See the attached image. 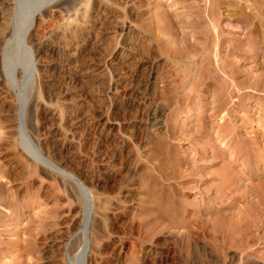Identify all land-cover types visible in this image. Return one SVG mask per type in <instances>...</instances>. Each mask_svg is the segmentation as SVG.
<instances>
[{
    "label": "rangeland",
    "instance_id": "374dc122",
    "mask_svg": "<svg viewBox=\"0 0 264 264\" xmlns=\"http://www.w3.org/2000/svg\"><path fill=\"white\" fill-rule=\"evenodd\" d=\"M43 1L0 47V264H264V0H105L99 49Z\"/></svg>",
    "mask_w": 264,
    "mask_h": 264
},
{
    "label": "bare ground",
    "instance_id": "6f19581e",
    "mask_svg": "<svg viewBox=\"0 0 264 264\" xmlns=\"http://www.w3.org/2000/svg\"><path fill=\"white\" fill-rule=\"evenodd\" d=\"M42 1V0H41ZM53 0H48L47 2H46V0H44L41 4H40V2H39V7L41 6V8L40 9H42L43 8V6L44 5H47L48 3H50V2H52ZM58 1V0H57ZM146 1V0H145ZM219 1V0H218ZM24 0H0V47H4V46H6L7 44H8V38L14 33V31H15V29L16 28H14V22L16 21V17L18 16V13H19V10L21 9L22 10V5H24ZM46 2V3H45ZM131 2H133V0H118V2H116V4H117V7H119V8H123L124 10H121V11H123L124 13L126 12V9H128L129 7H130V5H131ZM220 2V1H219ZM226 2V1H225ZM223 3V4H225L226 5V3ZM134 3V2H133ZM216 3V2H215ZM228 3V2H227ZM141 4V3H140ZM217 4V3H216ZM38 5V4H37ZM85 5H89V6H87L85 9L86 10H88V9H91L92 10V14H91V17L89 18V19H87V20H83V22H81V23H79V22H77L78 24L77 25H73V27L71 28L70 27V35H69V37L71 36V38H72V45H74V46H81V47H95V48H100L102 45H103V41H102V39L99 37V35H97V33L95 32V30H94V27H96V26H102L101 24H104L103 22L104 21H106V19H108L109 18V14L111 13V8L113 7V6H111V4L108 2H106L105 0H59L55 5H54V7L56 6V7H58L59 8V10H61V11H66V13L67 12H71V11H73V10H77V9H80L81 7H84ZM145 5V4H144ZM143 5V6H144ZM218 5V4H217ZM239 5V4H238ZM213 7H215V6H213ZM222 7H223V5H222ZM221 7V8H222ZM237 8H238V6H237ZM25 9V8H24ZM32 9V8H31ZM83 9V11H84V8H82ZM113 9H115V8H113ZM112 9V10H113ZM118 9V8H117ZM220 9V8H219ZM243 9V8H242ZM30 10V9H29ZM37 10H39V8H37ZM217 10V9H216ZM23 11V10H22ZM130 11V10H129ZM33 12V11H32ZM78 12V11H77ZM82 12V11H81ZM131 12H132V10H131ZM130 12V13H131ZM133 12H134V10H133ZM212 12V11H211ZM214 12V11H213ZM26 13V12H25ZM34 13V12H33ZM79 13V12H78ZM83 13V12H82ZM81 13V14H82ZM129 13V14H130ZM136 13V12H135ZM216 13V12H215ZM215 13L213 14V15H215ZM20 14H22L21 12H20ZM30 13H28L27 12V15H29ZM68 14V13H67ZM80 14V13H79ZM84 14V13H83ZM126 14V13H125ZM134 14V13H133ZM42 15L43 16H47V11H44L43 13H42ZM87 15V14H86ZM114 15V14H113ZM20 16V15H19ZM21 16H23V15H21ZM21 16H20V18H21ZM125 17V16H124ZM211 17V16H210ZM214 17V16H213ZM80 18V17H79ZM83 18V17H82ZM115 18H116V16H115ZM212 18V17H211ZM214 18H217V17H214ZM213 18V19H214ZM257 18H259V17H257ZM24 19V18H23ZM54 19V18H53ZM71 19H73V18H71ZM77 19V18H76ZM110 19V18H109ZM113 19V18H112ZM122 19V18H121ZM21 20V19H20ZM19 20V22L21 23L22 22V20L20 21ZM212 20V19H211ZM24 21V20H23ZM44 21V20H43ZM76 21V20H75ZM110 21V20H109ZM108 20H107V22H109ZM26 22V21H25ZM69 22H70V20H69ZM198 22V21H197ZM89 23H92V24H89ZM129 23V22H128ZM214 23V22H213ZM72 24V23H71ZM108 24V23H107ZM125 24H126V21H124V23H123V25H121V26H123V29H124V27H125ZM22 25H23V23H22ZM105 25V24H104ZM21 26V25H20ZM64 26V25H63ZM69 26V25H68ZM127 27H129V26H127ZM24 28V27H23ZM23 28H21V29H23ZM69 28V27H68ZM122 28V27H121ZM206 28V27H205ZM19 30H21L20 28H18ZM64 29H66V28H64ZM104 29V28H103ZM106 29H109V26H108V28H106ZM67 30V29H66ZM105 31V30H104ZM61 32V31H60ZM184 32V31H183ZM66 33H68V32H66ZM104 33V32H103ZM207 33V32H206ZM18 34V33H17ZM64 34V33H63ZM67 35V34H66ZM207 35V34H206ZM205 34H204V36H206ZM13 36H15V35H13ZM68 36V35H67ZM208 36V35H207ZM48 37V36H47ZM62 37V36H61ZM45 38V37H44ZM63 38V37H62ZM104 38V37H103ZM207 38H211V37H207ZM11 39V38H10ZM206 39V38H205ZM215 39V38H214ZM125 40V39H124ZM188 40V39H187ZM186 41V40H185ZM252 42H253V40H252ZM31 43L33 44V46H35V48H37V51H38V53H42V52H46V50H48V46L49 45H51V43H50V41H48V40H43L42 38H35V37H33V38H31ZM256 43V42H255ZM113 44V43H112ZM191 44H192V42H191ZM11 45V44H10ZM124 45L125 46H130V45H134V44H131V41H130V39L129 40H126L125 42H124ZM217 45V44H216ZM9 46V45H8ZM104 46V45H103ZM59 47V46H58ZM191 47V46H190ZM263 47H264V45H263ZM263 47H261V48H263ZM5 48V47H4ZM94 48V49H95ZM129 48V47H128ZM202 48V47H201ZM1 49V48H0ZM57 49V48H56ZM93 49V48H92ZM175 49V48H174ZM173 49V50H174ZM52 50V49H51ZM50 50V51H51ZM97 50V49H96ZM190 50V49H189ZM263 50V49H262ZM261 50V51H262ZM50 51L48 52V53H50ZM188 51V50H187ZM185 52V51H184ZM205 52V51H204ZM206 52H207V50H206ZM205 52V53H206ZM186 53V52H185ZM198 53V52H197ZM196 53V54H197ZM203 54V53H202ZM207 54V53H206ZM217 54V53H216ZM246 54H247V51H246ZM43 55V54H42ZM46 55V54H45ZM49 55V54H48ZM209 55V54H208ZM248 55V54H247ZM189 56V55H188ZM190 56H191V52H190ZM207 58V57H206ZM208 59V58H207ZM206 59V60H207ZM191 61V60H190ZM189 61V62H190ZM196 61V60H195ZM192 63H193V61H191ZM197 62V61H196ZM207 62H209L208 60H207ZM206 62V63H207ZM223 62V61H222ZM192 63H190V64H192ZM205 63V64H206ZM223 63H225V62H223ZM194 64V63H193ZM192 64V67H194V65ZM221 64V63H220ZM196 65H197V63H196ZM195 65V68L196 69H198L197 68V66ZM209 65V64H208ZM224 65V64H223ZM190 67H191V65H189ZM188 66V67H189ZM212 66V65H211ZM210 66V68H208L209 69V73H210V69L212 68ZM219 66H221V65H219ZM213 67H214V65H213ZM223 67V66H222ZM227 67V66H226ZM215 68V67H214ZM188 69V68H187ZM196 69H194L193 71H195V73H196ZM207 69V68H206ZM205 69V70H206ZM208 69H207V71H208ZM226 69V68H225ZM190 70V69H189ZM204 70V71H205ZM214 70V69H213ZM192 71V74L194 73ZM214 72H216V71H213V73ZM220 72V70L217 72V74ZM241 72V71H240ZM187 73V71L185 72V74ZM190 73H191V71H190ZM189 73V74H190ZM205 73H207V72H205ZM213 73H211V74H213ZM188 74V73H187ZM200 74H202L201 73V71H200ZM220 74V73H219ZM219 74H218V76H219ZM253 74V73H252ZM186 76V75H185ZM190 76V75H189ZM189 76H187L188 78H189ZM208 76V74H206V76L205 77H207ZM209 76H210V74H209ZM1 77V76H0ZM187 77L185 78L184 77V79H187ZM204 77V78H205ZM217 77V76H216ZM190 78H192L191 76H190ZM208 78V77H207ZM245 78V77H244ZM183 79V80H184ZM201 79V78H200ZM199 79V80H200ZM214 79L216 80V78L214 77ZM213 79V80H214ZM218 79V78H217ZM221 79H223V77L221 78ZM262 79V78H261ZM261 79H260V81H261ZM188 80V79H187ZM209 80V79H208ZM207 80V81H208ZM189 82H190V79L188 80ZM225 80H223V82H224ZM227 81V80H226ZM256 81V80H255ZM262 81H264V80H262ZM199 82V81H198ZM201 82H202V80H201ZM201 82H199V84L201 83ZM204 82V81H203ZM201 83L202 85H204V83ZM218 82V81H217ZM185 83V82H184ZM183 83V84H184ZM215 83V82H214ZM220 83V87H223V86H226L225 84L224 85H222L221 84V82H219ZM227 83V82H226ZM254 83H257V81L256 82H254ZM261 83V82H260ZM181 84H182V82H181ZM186 84V83H185ZM200 84V85H201ZM201 85V86H202ZM214 85V84H213ZM256 85V84H255ZM183 85H181L180 87H182ZM197 86H199V85H197ZM197 86H196V88H197ZM228 86V85H227ZM259 86H260V84H259ZM200 87V86H199ZM250 87V86H249ZM176 88V87H175ZM179 88V87H178ZM178 88H176V89H178ZM196 88H194L193 89V91L194 90H196ZM214 88V87H213ZM237 88V87H236ZM190 89V88H189ZM198 89V88H197ZM238 89V88H237ZM223 90H225V88L223 87ZM227 91H228V88L226 89ZM225 90V91H226ZM250 90V89H249ZM170 91V90H169ZM177 91V90H176ZM197 91V90H196ZM195 91V92H196ZM199 91V90H198ZM232 91V90H231ZM230 91V92H231ZM174 92V91H173ZM179 92V90L177 91V93ZM191 92H192V88H191ZM258 92V91H257ZM174 93H176V92H174ZM176 93V94H177ZM175 94V95H176ZM191 94V93H190ZM190 94H188V97H189V95ZM178 96V95H177ZM228 96V95H227ZM225 98H228V97H225ZM41 100V99H40ZM216 100H217V98H216ZM215 100V101H216ZM226 101V100H225ZM215 104V103H214ZM226 104V103H225ZM211 105V104H210ZM216 105V104H215ZM12 107L11 106H8V111H9V113L10 112H12V109H11ZM223 108V107H222ZM255 110V109H254ZM215 111V110H214ZM246 112V111H245ZM244 113V112H243ZM189 114H190V112H189ZM227 114V113H226ZM250 114V113H249ZM189 116V115H188ZM226 117V116H225ZM192 118V117H191ZM246 118V117H245ZM226 120V119H225ZM242 124V123H241ZM240 126V125H239ZM255 126H257V125H255ZM228 128V127H227ZM258 130H260V129H258ZM203 131V130H202ZM252 131V130H251ZM228 133V132H227ZM233 135H234V133H233ZM238 135V134H237ZM243 135V134H242ZM235 136V135H234ZM239 136H240V134H239ZM216 139V138H215ZM248 140V139H247ZM252 141V140H251ZM238 145V144H237ZM256 145V144H255ZM253 146V145H252ZM226 148V147H225ZM219 149V148H218ZM238 150V149H237ZM216 151H217V149H216ZM236 151V150H235ZM235 151H234V153H235ZM240 151V150H239ZM246 151V150H245ZM233 153V154H234ZM239 152H236V155L238 154ZM242 153V152H241ZM217 154V153H216ZM206 155V154H205ZM220 155H221V153H220ZM223 155V154H222ZM236 155H235V157H236ZM241 155V154H240ZM225 156V155H224ZM224 156H223V158H224ZM227 158V157H226ZM239 158H240V156H239ZM244 158V157H243ZM243 158H241L242 159V161H243ZM246 158V157H245ZM16 160V159H15ZM236 160V159H235ZM238 161H239V159H237ZM259 160V159H258ZM242 161H239L238 163H239V165L241 164V163H243ZM198 162V161H197ZM227 162H229V161H227ZM232 162V161H231ZM263 162V161H262ZM17 163H19V162H17ZM235 163V162H234ZM233 163V164H234ZM237 162H236V164H238ZM229 164V163H228ZM255 164V163H254ZM257 164V163H256ZM255 164V165H256ZM243 165V164H242ZM254 165V166H255ZM231 166V165H230ZM234 166V168H235V165H233ZM253 166V167H254ZM201 167V166H200ZM224 167H226V165L224 166ZM238 167V166H237ZM252 167V168H253ZM256 167V166H255ZM231 168H233V167H231ZM245 168V167H244ZM236 169V168H235ZM239 169V168H238ZM238 169H237V171H238ZM254 169V168H253ZM256 169V168H255ZM254 169V170H255ZM260 169V168H259ZM215 170H217V169H215ZM218 170H220V169H218ZM240 170V169H239ZM253 170V171H254ZM257 170V169H256ZM223 171V170H222ZM235 171V170H234ZM233 171V172H234ZM241 171V170H240ZM259 171V170H258ZM257 171V172H258ZM220 173H221V171H219ZM233 172L232 173H229V174H227L226 176V178L225 179H223V180H225V182L223 183L224 184V187L226 188V187H229L230 185H232V183H234L233 181H234V178H235V175L233 174ZM249 172V171H248ZM222 175V176H221ZM246 175V174H245ZM252 175H257V176H255V177H257V178H259V179H261L262 178V175L261 174H257L256 172H254V173H252ZM250 176H251V174H250ZM249 176V177H250ZM221 177H225L224 176V174L223 173H221L220 174V178ZM238 177V176H237ZM248 177V178H249ZM252 177V176H251ZM254 177V176H253ZM252 177V178H253ZM220 178H219V180H220ZM239 178H240V176H239ZM251 178V179H252ZM227 179V180H226ZM238 180V179H237ZM264 180V179H263ZM220 182L222 183L223 181H221L220 180ZM220 182H219V184H220ZM236 182V181H235ZM239 182H240V180H239ZM244 183H245V181H243ZM242 182V183H243ZM250 182V181H249ZM259 182V181H258ZM264 182V181H263ZM254 183V182H253ZM262 183V182H261ZM264 184V183H263ZM240 185H244V184H240ZM257 185V181H256V184L254 183V185L252 186L253 187V193L255 194V197H251V198H249V201H250V199L251 200H253L254 201V204H256V206L257 207H259V208H257V210L259 209V211L258 212H260V214H261V210L260 209H262V212H263V214H264V185H262V184H260V182H259V187L258 186H256ZM247 185H245L244 187H246ZM238 187V186H237ZM218 188V187H217ZM220 188H222V187H220ZM241 188H243L242 186L241 187H239V189H241ZM246 188H248V187H246ZM185 189V188H184ZM187 189V188H186ZM229 189V188H228ZM234 189H236V187L234 188ZM249 189H251L250 187H249ZM219 190V189H218ZM221 190H223V189H221ZM238 190V189H237ZM233 191V190H232ZM245 191V190H244ZM247 192H248V190H246ZM251 191V190H250ZM220 192V191H219ZM224 192V191H223ZM251 192V193H252ZM221 193V192H220ZM219 193V194H220ZM237 193V192H236ZM239 193V192H238ZM251 193L250 194H248L247 193V196L248 197H250V195H251ZM252 193V195H254ZM224 195H226L225 193H223ZM242 194H244V193H242ZM222 195V194H221ZM229 194H227V196H228ZM237 195V194H236ZM251 195V196H252ZM220 196V195H219ZM240 196V195H239ZM239 196H237V197H239ZM242 196V195H241ZM233 197H235V196H233ZM222 198H223V196H222ZM222 198H220V197H217V199H222ZM226 199V198H225ZM225 199H222V200H225ZM238 199V198H237ZM236 199V200H237ZM248 199V198H247ZM238 200H240L241 201V198L240 199H238ZM237 200V201H238ZM205 201V200H204ZM236 201V202H237ZM212 202H214V201H212ZM212 202H211V204H212ZM223 202L224 201H222L221 203H222V205H224L223 204ZM230 202V201H229ZM234 202H235V200H234ZM235 202V203H236ZM218 203V202H217ZM225 203H226V200H225ZM234 203V204H235ZM251 203H252V201H251ZM200 204H201V202H200ZM205 204V203H204ZM215 204V203H214ZM229 204V203H228ZM206 205V204H205ZM240 205V204H239ZM104 206V205H103ZM207 206V205H206ZM211 206V205H210ZM232 206H233V204H232ZM236 206V205H235ZM234 206V207H235ZM255 206V207H256ZM203 207V206H202ZM249 207V209H250V207H251V205H249L248 206ZM222 207H220V209H221ZM224 208V207H223ZM227 208V207H226ZM229 208V207H228ZM13 209V208H12ZM206 209V208H205ZM243 209V208H242ZM246 209V208H245ZM215 210V209H214ZM213 210V211H214ZM225 210V209H224ZM257 210H256V208H255V211L257 212ZM19 211V210H18ZM205 211V210H204ZM216 212H218L217 210H215ZM226 211V210H225ZM224 211V212H225ZM245 211H247V210H245ZM251 211L252 210H250V216H251ZM221 212V211H220ZM223 212V211H222ZM243 212V211H242ZM248 212V211H247ZM247 212H245V213H247ZM258 212H257V214H258ZM254 212H252V214H253ZM257 214H256V217H257ZM262 214V215H263ZM223 215V214H222ZM242 215V214H241ZM245 215V214H244ZM243 215V216H244ZM254 215V214H253ZM262 215H260V216H262ZM0 216L1 217H3V216H5V212H1L0 213ZM247 216V215H246ZM250 216H249V218H250ZM1 217H0V219H1ZM225 217V216H224ZM227 217V216H226ZM253 217V216H252ZM251 217V219H248V221L249 222H252L253 220H254V218H252ZM254 217H255V215H254ZM228 218V217H227ZM237 218V217H236ZM235 218V219H236ZM234 219V220H235ZM238 219V218H237ZM239 219H240V217H239ZM253 219V220H252ZM225 220V219H224ZM223 220V221H224ZM228 220V219H227ZM241 220V219H240ZM226 221V220H225ZM247 221V222H248ZM256 222V221H255ZM254 222V223H255ZM222 223V222H221ZM238 224H239V222H238ZM249 224V223H248ZM256 224V223H255ZM5 226H8L7 224L5 225ZM251 226V225H250ZM254 226V225H253ZM258 226H259V224H258ZM258 226H256V227H258ZM33 227V226H32ZM231 227V226H230ZM245 228V227H244ZM29 229V228H28ZM42 229V228H41ZM220 229V228H219ZM243 229V228H242ZM218 230V229H217ZM1 231H3V230H1ZM4 231H8V229H6V230H4ZM42 231V230H41ZM40 231V232H41ZM231 231V230H230ZM43 232V231H42ZM227 232V231H226ZM244 232V231H243ZM239 233V232H238ZM237 233V234H238ZM224 235H226V233H223ZM222 234V235H223ZM241 234V233H240ZM247 234V233H246ZM242 235V234H241ZM240 235V236H241ZM233 236V235H232ZM239 236V235H238ZM245 236V235H244ZM2 237H4V238H2ZM2 237H1V240L2 241H4V242H6V241H8L9 242V240H7L8 238H7V236H5V233H3L2 234ZM47 238V237H46ZM224 238H225V236H224ZM241 239V238H240ZM11 243V242H10ZM7 244V243H6ZM9 244V243H8ZM10 246H14V243L12 242L11 244H9ZM27 246V245H26ZM65 248V247H64ZM13 249V248H12ZM29 251V250H28ZM2 252V251H1ZM86 252V251H85ZM56 254V253H55ZM2 254L0 253V260L2 259Z\"/></svg>",
    "mask_w": 264,
    "mask_h": 264
}]
</instances>
